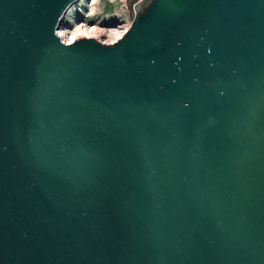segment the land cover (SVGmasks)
<instances>
[{
	"label": "water",
	"instance_id": "1",
	"mask_svg": "<svg viewBox=\"0 0 264 264\" xmlns=\"http://www.w3.org/2000/svg\"><path fill=\"white\" fill-rule=\"evenodd\" d=\"M0 0V264H264V0Z\"/></svg>",
	"mask_w": 264,
	"mask_h": 264
},
{
	"label": "bare ground",
	"instance_id": "2",
	"mask_svg": "<svg viewBox=\"0 0 264 264\" xmlns=\"http://www.w3.org/2000/svg\"><path fill=\"white\" fill-rule=\"evenodd\" d=\"M125 5V0H76L63 15L58 35L69 43L78 36L115 42L132 22L126 17Z\"/></svg>",
	"mask_w": 264,
	"mask_h": 264
},
{
	"label": "rangeland",
	"instance_id": "3",
	"mask_svg": "<svg viewBox=\"0 0 264 264\" xmlns=\"http://www.w3.org/2000/svg\"><path fill=\"white\" fill-rule=\"evenodd\" d=\"M137 1H139V0H125V4H126L125 5V9H124L125 10V14H126L127 19H129L131 21H132V19L134 17L133 4L135 2H137ZM101 39L104 40L103 38H101Z\"/></svg>",
	"mask_w": 264,
	"mask_h": 264
},
{
	"label": "built area",
	"instance_id": "4",
	"mask_svg": "<svg viewBox=\"0 0 264 264\" xmlns=\"http://www.w3.org/2000/svg\"><path fill=\"white\" fill-rule=\"evenodd\" d=\"M98 41H100V42H102V43H106L104 40H102V39H97ZM64 42V41H63ZM65 43H69V42H65Z\"/></svg>",
	"mask_w": 264,
	"mask_h": 264
}]
</instances>
